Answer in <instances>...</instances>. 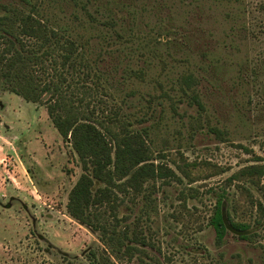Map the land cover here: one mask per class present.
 I'll use <instances>...</instances> for the list:
<instances>
[{
	"label": "rangeland",
	"instance_id": "374dc122",
	"mask_svg": "<svg viewBox=\"0 0 264 264\" xmlns=\"http://www.w3.org/2000/svg\"><path fill=\"white\" fill-rule=\"evenodd\" d=\"M40 1L54 23L91 37L88 58L99 62L104 87L100 107H119L134 128L148 129L161 152L157 163L180 177L155 194L145 224L162 254H150L164 264H264V221L251 239L231 232L221 246L208 225L223 189L230 200L225 208L241 207L238 220L254 224L258 216L256 209L242 214L247 196L227 181L264 164V0ZM2 2L29 9L20 0ZM111 20L114 28L104 24ZM189 72L201 79L205 119L229 131L225 142L199 127L206 121L198 120V108L177 82ZM81 173L47 107L0 85V264H91L98 234L67 212ZM248 186L264 205V177L262 188Z\"/></svg>",
	"mask_w": 264,
	"mask_h": 264
},
{
	"label": "trees",
	"instance_id": "16d2710c",
	"mask_svg": "<svg viewBox=\"0 0 264 264\" xmlns=\"http://www.w3.org/2000/svg\"><path fill=\"white\" fill-rule=\"evenodd\" d=\"M20 1L29 9L0 0V85L27 103L45 105L54 127L78 157L82 173L70 190L67 212L98 234L101 246L91 251L89 261L164 264L160 256L150 254L162 253L145 222L151 219L158 190L180 177L166 163H157L161 152L153 149L148 129L134 128L119 107L109 111L100 107L104 87L99 62L88 58L91 37L83 38L66 23H54L44 15L40 0ZM80 6L89 13L86 4ZM104 24L116 26L113 20ZM132 74L141 75L134 70ZM177 82L198 108V120L206 121L199 127L208 126L210 134L225 142L229 131L205 119L208 110L198 89L200 77L189 72ZM177 167L190 177L187 166ZM263 177L264 164H260L244 167L228 178V187L238 184L247 196L248 206L242 214L256 209L258 216L254 224L238 220L241 207L230 203L225 208L230 200L223 189L208 224L218 246L231 232L251 239L253 227L263 223L264 205L254 201L248 186L262 188ZM190 196L196 198V193ZM124 208L132 213H124Z\"/></svg>",
	"mask_w": 264,
	"mask_h": 264
},
{
	"label": "flooded vegetation",
	"instance_id": "af4514ba",
	"mask_svg": "<svg viewBox=\"0 0 264 264\" xmlns=\"http://www.w3.org/2000/svg\"><path fill=\"white\" fill-rule=\"evenodd\" d=\"M233 233H234V232H233ZM235 234H237L238 236L240 235L239 233H235ZM226 238H227V237H226ZM239 238L242 239L240 236H239ZM242 240H245V239H242Z\"/></svg>",
	"mask_w": 264,
	"mask_h": 264
},
{
	"label": "water",
	"instance_id": "95a60500",
	"mask_svg": "<svg viewBox=\"0 0 264 264\" xmlns=\"http://www.w3.org/2000/svg\"><path fill=\"white\" fill-rule=\"evenodd\" d=\"M48 97H46V99H47Z\"/></svg>",
	"mask_w": 264,
	"mask_h": 264
}]
</instances>
